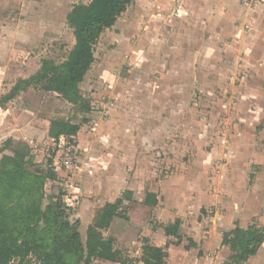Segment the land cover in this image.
<instances>
[{"label":"rangeland","instance_id":"obj_1","mask_svg":"<svg viewBox=\"0 0 264 264\" xmlns=\"http://www.w3.org/2000/svg\"><path fill=\"white\" fill-rule=\"evenodd\" d=\"M137 1L96 46L80 86L88 110L37 89L22 93L0 108V159L8 139L27 146L43 170L54 159L59 185H71V220L84 200L100 207L132 190L129 219H116L105 237L134 260L151 237L167 246V264H223L230 256L221 243L225 232L264 226V22L259 38L250 37L262 0H236L206 14L198 3L180 25L156 16L154 0ZM89 2L0 0V98L44 60L67 59L75 40L66 17ZM235 4L242 7L237 13ZM53 120L80 124L81 142L64 139L59 148L46 133ZM83 166L93 175L80 174ZM83 183L80 196L76 186ZM147 192L160 198L154 210L142 204ZM178 215L184 243L155 239ZM88 226L80 228L83 242ZM249 264H264V249Z\"/></svg>","mask_w":264,"mask_h":264},{"label":"trees","instance_id":"obj_2","mask_svg":"<svg viewBox=\"0 0 264 264\" xmlns=\"http://www.w3.org/2000/svg\"><path fill=\"white\" fill-rule=\"evenodd\" d=\"M133 3L134 0H90L89 4L75 6L66 17L75 40L67 59L61 64L44 60L35 75L19 80L9 94L0 98V108L22 93L37 89L57 94L68 104L88 110L89 103L83 99L80 86L95 63L96 46L105 31L115 27ZM81 127L71 121L53 120L49 137L57 143L66 139L75 146ZM260 128L264 129V120ZM1 151L0 264L30 258L37 264H92L95 260L116 264H167V246H157L151 237L143 239L142 255L137 261L116 249L113 237L104 235L116 219H129L134 192L126 190L114 203H106L98 210L83 242L80 220H71L70 210L63 203L64 192L58 183L60 178L53 166L54 159L50 158L43 170L31 150L16 144L14 139H8ZM48 182L52 183L51 194L43 208ZM142 204L150 208L158 206V194L145 193ZM162 228L166 237L181 245L185 234L180 219ZM222 245L230 252L223 264H246L264 245V226L252 224L243 228L237 225L223 234ZM190 247H195L193 241Z\"/></svg>","mask_w":264,"mask_h":264},{"label":"crops","instance_id":"obj_3","mask_svg":"<svg viewBox=\"0 0 264 264\" xmlns=\"http://www.w3.org/2000/svg\"><path fill=\"white\" fill-rule=\"evenodd\" d=\"M233 1L235 3L236 0H154V6H155V9H156L155 12L158 14L157 15L155 13V15L159 16V18L163 19V21H167V22L170 21L171 23H173V25H176V24L180 25L181 23H183V20L185 18H187V15H189L188 14V8L189 9H193L194 5H196L198 3H200V4H198V6L201 5V10L204 11L203 14H206L210 10V8H213V7H218L217 13H219L221 10L225 9L226 7L229 8L230 5H231V2H233ZM238 1H240V0H238ZM150 2H151L150 0H142L143 4H147L148 5V4H150ZM176 2L178 3V5H177L178 8L177 9H176ZM136 3H138V1L134 0L133 5L136 4ZM129 9H130V7L128 8V10ZM240 9H242L241 6L239 8L238 5H236V4L234 5V13L239 12ZM128 10L121 16V18L124 17V15L128 12ZM173 10H175V12H176V10H178L179 13H175L174 12V14L172 15ZM258 13L260 14L259 18L254 20L255 22L251 24L250 37H252L253 39H256L257 37L259 38L261 32L263 31L262 25H263V22H264V0H262L258 4ZM173 17H175V18H173ZM117 24H118V22H117ZM115 27H113V28H115ZM239 32L240 33H239L238 37H242L243 30L239 29ZM258 46L259 45H256L255 47H258ZM263 57H264V55H261V58H263ZM49 128H50V123H49V127L47 126L46 133L48 135L47 137L50 140H52L49 137ZM81 130H82V127H81ZM81 130L79 131V133L76 136L77 140L79 142H81ZM78 147H81V145H79ZM78 170L80 171V174L85 172V174L87 173L88 175H90V173H92V175H93V173H94V172H92L91 167L90 168H85V166L78 167ZM65 172H66V170L64 171V173ZM76 188H77L76 193L81 196V189L86 191L87 190V184L83 183L82 186H80V187L76 186ZM129 191H132V190H129ZM117 199H118V197L115 198L114 200L109 201L108 203H114ZM160 202L161 201H160V198H159V203ZM196 203H202V200H200V198L197 197ZM158 206H159V204H158ZM158 206H156L154 208H150V207H146V206L145 207L154 210ZM103 207L104 206L98 207L97 204L94 203L91 200H84L82 205H81V207L79 208L78 212L76 213L74 220H80L81 229H82L84 226H88V225H90L93 222V220H94V218L96 216L97 210L98 209L100 210ZM92 209H94L93 214H92ZM168 215L173 217L169 213H168ZM177 219H180L182 221L183 226H184L185 219L182 216L178 215V216H175L172 221L175 222ZM116 223H117V221L115 220L114 223L112 224L111 228L108 231L111 232L112 228L114 227V225ZM232 230H234V229H232ZM232 230H230V231H232ZM108 231H106V232L108 233ZM230 231H228V232H230ZM104 235H105V233H104ZM157 237H159V240H163V241H171L172 240L171 238L166 237L165 233L155 234L154 238L157 239ZM84 239H86V238H84ZM187 239H190V238H187ZM192 241L194 243H198L197 240H192ZM221 243H222V241H221ZM263 249H264V245L260 248L258 254L255 257L251 258L246 264H249L250 261L254 260L255 258H258L261 255ZM114 264H116V263H114Z\"/></svg>","mask_w":264,"mask_h":264},{"label":"built area","instance_id":"obj_4","mask_svg":"<svg viewBox=\"0 0 264 264\" xmlns=\"http://www.w3.org/2000/svg\"><path fill=\"white\" fill-rule=\"evenodd\" d=\"M64 140V139H63ZM63 140H61L59 143H57V142H55V144H57V146L59 147V148H61V142L63 141ZM52 141H55V140H53L52 139ZM54 165H55V162H54ZM71 161L69 160V159H67L66 161H65V163H64V168H66L67 170L68 169H70L71 168ZM65 169V170H66ZM66 170V171H67ZM65 189H67V190H65ZM70 189H71V185H70V183H66L65 184V188L63 189V192H64V195H63V203H64V205H65V207L66 208H72V207H74V205H75V202H74V200H72V198L70 197ZM68 191V192H67Z\"/></svg>","mask_w":264,"mask_h":264}]
</instances>
